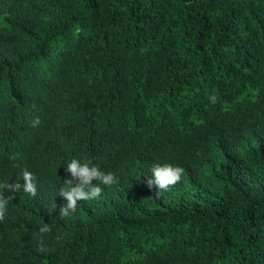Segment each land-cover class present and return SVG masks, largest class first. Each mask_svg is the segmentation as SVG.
Wrapping results in <instances>:
<instances>
[{
	"label": "trees",
	"instance_id": "1",
	"mask_svg": "<svg viewBox=\"0 0 264 264\" xmlns=\"http://www.w3.org/2000/svg\"><path fill=\"white\" fill-rule=\"evenodd\" d=\"M9 116L32 155L0 149V264H264V0H0ZM74 158L115 182L62 217ZM158 164L180 181L149 189Z\"/></svg>",
	"mask_w": 264,
	"mask_h": 264
},
{
	"label": "clouds",
	"instance_id": "2",
	"mask_svg": "<svg viewBox=\"0 0 264 264\" xmlns=\"http://www.w3.org/2000/svg\"><path fill=\"white\" fill-rule=\"evenodd\" d=\"M211 99L213 103L216 100L215 97H212ZM39 102H40V98L34 96V98H27L25 104L27 106L33 107L34 105H39ZM32 114H34V116L38 120L37 115L40 114L36 113V111ZM50 116L55 120V122L58 123V131H57V135L55 136L53 134L47 136L45 144L47 146L48 144L50 146H53L56 144L65 143L62 138L63 137L67 138L66 133H68L69 122L71 120L64 118V116L63 117L62 116L55 117L52 115ZM18 120H22V119L18 118ZM86 123H88V121H85V124ZM1 124L5 126V129L0 130V149L7 155L8 160L16 159L19 163L24 162L27 156L32 155V152L27 151L25 149V142L15 139L16 136H19L17 135V133H20L19 123L17 122V119L9 116ZM93 128H94V123L92 121L86 126L85 129L86 139L88 140L93 139L90 136V133L92 132ZM7 129H9L12 134L7 132L6 131ZM143 146L144 149L138 158L142 162L146 161L148 156L150 155V148H147L145 145ZM41 159L46 164L44 156H42ZM63 169L64 170L60 171L59 167H57L53 169L55 171L50 172L57 175H63V179L65 180L64 183L69 186L67 189L60 190V195H62L67 201L66 204L60 207L59 214L62 217H67L72 212H75L78 200L96 199L101 195L103 189L99 187L98 184L93 185L92 183L93 180L109 186L115 182V176L111 172L107 174L104 173L103 171L100 170L98 166L91 165L90 161L81 163L78 159L74 158L71 160L70 163H68L67 167L65 168L64 166ZM151 171L153 175L151 177H148L147 180L145 181L147 187L151 189L155 186L156 189L167 190L169 187L175 185L180 181L183 173V168L178 166H172L170 164H166L163 166L158 164L154 166ZM23 179H24V184H23L24 191L32 196H35L36 187L34 184V177L32 173L27 170H24ZM74 182L75 184L73 186ZM6 187L9 189L10 192L8 199H11L13 198L12 194L15 193L16 191H19L21 185L10 184L7 185ZM8 199L4 198L3 196H0V219H3V216L6 211ZM39 231L41 233H45L50 231V228L48 225L45 224L43 227L40 228Z\"/></svg>",
	"mask_w": 264,
	"mask_h": 264
}]
</instances>
